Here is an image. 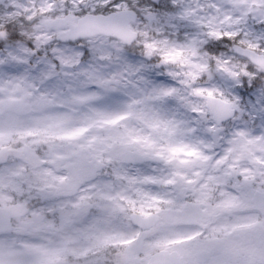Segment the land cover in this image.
Masks as SVG:
<instances>
[{"label": "snow or ice", "instance_id": "snow-or-ice-1", "mask_svg": "<svg viewBox=\"0 0 264 264\" xmlns=\"http://www.w3.org/2000/svg\"><path fill=\"white\" fill-rule=\"evenodd\" d=\"M0 264H264V0H0Z\"/></svg>", "mask_w": 264, "mask_h": 264}]
</instances>
